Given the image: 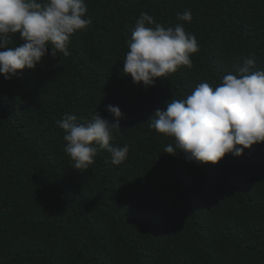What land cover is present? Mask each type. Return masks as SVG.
Listing matches in <instances>:
<instances>
[{"label": "trees", "instance_id": "obj_1", "mask_svg": "<svg viewBox=\"0 0 264 264\" xmlns=\"http://www.w3.org/2000/svg\"><path fill=\"white\" fill-rule=\"evenodd\" d=\"M84 2L91 24L71 35L68 56L49 48L35 69L0 74V264H264V142L188 162L164 153L174 138L149 127L166 102L215 88L248 58L250 73L264 71V0ZM185 10L191 22L177 19ZM141 13L182 23L199 45L191 68L149 87L122 70ZM107 105L123 113L110 145H128L127 158L114 165L100 149L76 170L57 121H112Z\"/></svg>", "mask_w": 264, "mask_h": 264}, {"label": "clouds", "instance_id": "obj_2", "mask_svg": "<svg viewBox=\"0 0 264 264\" xmlns=\"http://www.w3.org/2000/svg\"><path fill=\"white\" fill-rule=\"evenodd\" d=\"M86 12L84 0H0V74L11 79L24 69H35L49 48L52 57L57 52L68 56L71 35L91 24ZM177 19L191 22V11L177 13ZM9 33H19L23 43L6 47ZM128 47L123 73L145 87L154 86L159 77L182 65L191 68L190 55L199 51L196 37L186 33L182 23L165 28L146 13L137 19ZM254 63V57L248 58L238 74L225 75L215 88L200 83L186 99L166 102L165 109H157L149 127L175 141V147L166 146L164 153L176 155L179 149L188 162L215 164L226 154L239 157L245 149L264 142V71L250 73ZM106 110L112 121L98 113L86 124H78L72 114L57 121L65 132L66 153L74 169H88L100 149L110 153L114 165L127 158L128 145H110L113 134L121 132L123 113L113 105Z\"/></svg>", "mask_w": 264, "mask_h": 264}]
</instances>
